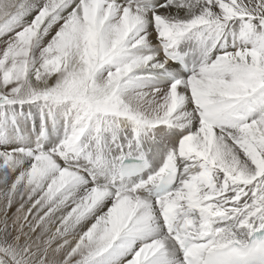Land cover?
Returning <instances> with one entry per match:
<instances>
[{
  "label": "bare ground",
  "instance_id": "1",
  "mask_svg": "<svg viewBox=\"0 0 264 264\" xmlns=\"http://www.w3.org/2000/svg\"><path fill=\"white\" fill-rule=\"evenodd\" d=\"M158 3L0 0V58L38 94L2 76L19 103L0 121V193L22 205L10 242L29 264H182L164 206L200 260L264 228V0ZM177 49L191 72L164 59ZM168 155L170 194L110 187L122 158L155 172Z\"/></svg>",
  "mask_w": 264,
  "mask_h": 264
},
{
  "label": "rangeland",
  "instance_id": "2",
  "mask_svg": "<svg viewBox=\"0 0 264 264\" xmlns=\"http://www.w3.org/2000/svg\"><path fill=\"white\" fill-rule=\"evenodd\" d=\"M9 64H10V61L8 58H0V81L2 79V76L4 77L9 76L10 78L13 79V86L9 88L15 89L16 88L15 81L17 80H16V77L14 78L12 71L9 70V67H8ZM23 71H22V74L24 75L27 70L26 71L23 70ZM25 85L26 83L20 84V86H18L15 89L14 94L17 96V99L19 98V99L28 101V100H32L33 98H36L38 94L33 89H31L29 86L25 87ZM70 87L71 86L68 85L66 88L70 90ZM2 88H5V84L4 85L0 84V89ZM76 95L81 96L80 94H76ZM64 97H66L65 94H64ZM7 103L8 104L12 103L11 105H15L19 102H15V101L9 102V94H5V95L0 94V121H2L3 119L2 116H3L4 110L7 108L6 106ZM3 134H4V131H0V144H1L0 153H2V151L4 152L7 151L5 148H4L5 150H3L2 144L7 142V140L5 141L1 140V138L4 137ZM1 181H4V180H0V182ZM21 206L20 205L18 206L16 202H12V200L8 197V195L0 193V262L1 264H29L26 261V259L22 257L21 255L22 253L19 254L13 251V247L10 242V238H12L15 235H17L18 237L21 236L22 235L21 231L24 229H28L30 227L29 225H27L28 227L25 226V220L21 216V213H22ZM15 226H17V228H15Z\"/></svg>",
  "mask_w": 264,
  "mask_h": 264
}]
</instances>
